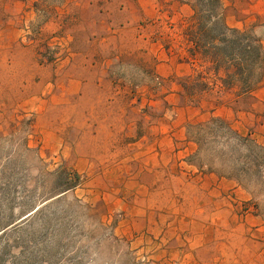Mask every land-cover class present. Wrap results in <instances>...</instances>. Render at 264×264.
Returning a JSON list of instances; mask_svg holds the SVG:
<instances>
[{
    "label": "rangeland",
    "instance_id": "374dc122",
    "mask_svg": "<svg viewBox=\"0 0 264 264\" xmlns=\"http://www.w3.org/2000/svg\"><path fill=\"white\" fill-rule=\"evenodd\" d=\"M17 1L0 0V264H216L202 245L215 236L201 226L194 203L179 195H146L132 187L137 164L110 161V149L120 150L113 145L123 124L116 114L95 127L91 85L81 99L50 97L58 77L90 74L89 66L74 65L75 52L83 56L101 42L94 49L110 59L122 48L123 64L102 71L118 96L112 106L126 104L133 126L160 84L148 75L152 59L136 49L153 36L136 40L128 28L111 40L92 34L103 29L92 24L89 8H80L85 0ZM8 21L21 28L17 47L5 42ZM20 46L44 66V114L20 105L34 91L26 84L28 58ZM190 132L200 143L202 164L237 177L250 192L240 212L264 217L261 129V136L238 135L228 123L210 119Z\"/></svg>",
    "mask_w": 264,
    "mask_h": 264
},
{
    "label": "crops",
    "instance_id": "0c3cea01",
    "mask_svg": "<svg viewBox=\"0 0 264 264\" xmlns=\"http://www.w3.org/2000/svg\"><path fill=\"white\" fill-rule=\"evenodd\" d=\"M192 4L193 0L79 2L80 8L85 6L92 11V24L103 29L91 33H104V40L116 38L118 32L121 35L124 28L135 31L136 40L153 36L148 46L136 49L141 47L152 59L148 75L152 80L159 79L160 84L152 91L145 110H139L142 114L133 126L128 122L126 104L117 110L112 106L118 96L112 92L111 78L102 71L104 65L108 68L123 64L122 48L110 59L98 56L95 49L101 42L83 56L75 52L74 65L80 69L89 66L90 74L78 70L76 75L58 77L56 91L50 97L65 102L71 93L74 100L81 99L86 85H91L94 108L89 114L94 116L95 127L104 119L111 121L112 115L121 118L123 126L117 145H113L120 150L110 149V161L137 164L138 169L130 176L134 180L132 187L146 195H179L194 203L191 209L201 211V226L216 239L206 238L202 242L212 262L264 264V217L257 212H240V202L248 200L250 192L237 177L202 164L200 143L190 132L191 126L216 119L228 123L238 135L249 132V136H261L257 132L261 129L264 136V63L259 84L248 92L222 88L207 64L187 53L184 29L193 14ZM220 11L227 26L253 30L264 53V0H220ZM77 17L80 20L82 14ZM17 25L8 21L4 28L5 42L10 46L17 47L21 31ZM22 50L30 72L26 84L34 91L20 105L26 111L44 114V66L30 48L24 46Z\"/></svg>",
    "mask_w": 264,
    "mask_h": 264
},
{
    "label": "trees",
    "instance_id": "16d2710c",
    "mask_svg": "<svg viewBox=\"0 0 264 264\" xmlns=\"http://www.w3.org/2000/svg\"><path fill=\"white\" fill-rule=\"evenodd\" d=\"M192 6L191 20L184 29L188 55L205 62L222 88L235 87L239 93L254 88L264 63L260 39L251 29L227 26L220 0H194ZM204 6L209 7V14H201Z\"/></svg>",
    "mask_w": 264,
    "mask_h": 264
}]
</instances>
